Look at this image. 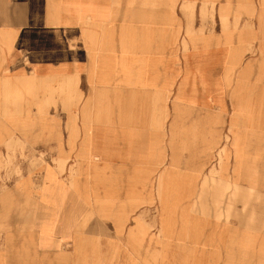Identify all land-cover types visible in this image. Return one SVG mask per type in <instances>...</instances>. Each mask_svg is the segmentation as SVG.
I'll use <instances>...</instances> for the list:
<instances>
[{
  "label": "rangeland",
  "instance_id": "1",
  "mask_svg": "<svg viewBox=\"0 0 264 264\" xmlns=\"http://www.w3.org/2000/svg\"><path fill=\"white\" fill-rule=\"evenodd\" d=\"M187 1L113 0L111 20L128 22L121 31L128 37L121 44L126 94L113 125L135 130L125 164L82 166L34 148L64 128L81 129L84 149L98 124L111 125L107 97L117 81L111 80V58L101 55L111 49V24L102 40L89 34L92 65L80 78L32 73L24 56L10 71L13 56L0 49V214L8 219L14 188L17 223L36 229L47 217L64 224L66 237L76 226V247L65 248L63 264H264L258 246L248 248L264 244L260 0H193L189 7ZM137 30L157 38L147 40L145 32L138 40ZM242 30H252L254 38L239 50ZM0 39L8 45L5 34ZM151 43L160 45L162 57L174 58V76L157 70L166 63L151 55ZM170 112L177 119L169 120ZM170 122L189 130L191 143L178 135L170 161L163 149L154 165L139 163L143 130L164 131ZM146 144L150 156L158 150V140ZM65 198L71 202L66 215L40 210L57 199L60 214ZM128 240L139 246L129 247ZM46 263L59 264L53 255Z\"/></svg>",
  "mask_w": 264,
  "mask_h": 264
},
{
  "label": "crops",
  "instance_id": "2",
  "mask_svg": "<svg viewBox=\"0 0 264 264\" xmlns=\"http://www.w3.org/2000/svg\"><path fill=\"white\" fill-rule=\"evenodd\" d=\"M192 1H187V7L193 5ZM252 8L251 4L250 12ZM112 13L113 0H0V37L1 34H5L9 38L8 45L0 39V49L6 50L9 55L13 56V65H8L10 71L15 69L14 64H17V57L24 56L28 63L26 66L32 73H42L41 75L56 77L58 80L61 77L72 76L80 78L82 74H88L92 65L90 54L95 48L91 49L89 34H95L97 40H102L107 34L106 29L110 28L106 26L111 24L112 27L110 30L112 36L108 38L111 49L101 54L111 58V68L115 72L111 80L117 81V86L110 87L107 97V103L113 108L110 116L111 125H108L107 122L104 123V126L98 124L92 130L90 142L84 149L81 148L83 136L81 129L66 132L63 128L60 130L61 133L58 130L56 133H51V136L56 137L52 139V142L34 146L36 151L56 152V157L59 160L79 162L82 166L88 167L94 166V164L100 167L103 165L117 166L127 162V155L131 151L130 136L135 130L125 128V132H123L122 128H116L113 125L116 126L120 119L117 105L123 102L121 97L126 94L123 92V87L126 85L121 81L122 58L125 56L121 44L128 37H123L121 31L123 27H128V22L125 19L118 23L117 16H115V20H111ZM257 20L261 37L264 38V0H260ZM91 22L101 23L104 27L94 26ZM118 24V30L114 31L115 25ZM246 27L249 29L248 25ZM134 32L138 36L141 35V37H137L138 40L145 39L143 35L146 31L137 30ZM146 33L149 34L147 40L157 38L155 32ZM253 36L252 30H242L239 34L240 44L237 49L243 50L244 45L250 39L252 40ZM151 44V55L166 63V65L158 64L157 70L167 73V76H174V58L171 56L162 57L160 45L157 44L154 48L153 43ZM158 46L160 51L157 49ZM132 51L137 55L143 54L141 52L143 50ZM13 85L15 84L13 83ZM174 119H177V113L170 112L169 120ZM143 131L144 139L142 141L144 144L137 150L140 154L137 161L145 166L154 165L161 158L163 149L165 152L168 151L170 161L173 151H177L178 135L184 136L185 142L191 143V140L187 139L190 131L177 129L171 122L164 131L163 129L153 130L152 133L148 130ZM5 135L7 134L3 136ZM77 135L80 138L77 139ZM150 137L153 141L158 140L159 142L158 150L154 149L151 156L146 144ZM31 146L33 147V145ZM83 151L90 157L82 156L81 152ZM25 196L29 198V192H25ZM16 198V190L10 189L7 203L8 219L5 221L0 214V264H47L46 261L50 255H53L59 264H63L66 256L65 248L76 247L73 240L76 226L71 228L72 235L66 237L64 224L59 226L48 222L47 217H42V222L36 225V229H33L32 224L17 223L15 217ZM65 199L64 212L60 214L55 211L59 204L57 199L49 204L41 203L40 210H44L45 215L49 216V210L52 207L53 216L55 214L56 216L66 215V210L70 208L71 202L67 198ZM41 213L43 215V211ZM129 242V247L139 246L136 242ZM257 246L260 253L264 254V244H254L253 246L250 244L248 248L255 249Z\"/></svg>",
  "mask_w": 264,
  "mask_h": 264
}]
</instances>
